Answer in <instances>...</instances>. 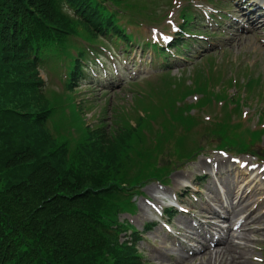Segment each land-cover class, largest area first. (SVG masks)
<instances>
[{"label": "trees", "instance_id": "1", "mask_svg": "<svg viewBox=\"0 0 264 264\" xmlns=\"http://www.w3.org/2000/svg\"><path fill=\"white\" fill-rule=\"evenodd\" d=\"M128 2L0 0V264H144L135 246L120 241L118 214L132 207L136 189L160 175L152 162H160L164 142L175 135L161 140L155 131L152 141L145 130L153 129L149 119L163 107L174 112L162 128H190L193 119L177 115L176 98L168 93L157 95L159 105L144 107L156 109V117L133 114L118 121L116 131L103 124L85 128L66 114V107L75 110L72 97L85 63V52L71 38L128 44L132 37L119 20ZM51 59L68 62L61 97L46 91L40 77ZM61 114L69 118L65 131L57 121ZM71 126L80 131L78 139L66 135ZM218 127L222 136L231 128L227 122ZM224 140L242 150L257 143Z\"/></svg>", "mask_w": 264, "mask_h": 264}, {"label": "rangeland", "instance_id": "2", "mask_svg": "<svg viewBox=\"0 0 264 264\" xmlns=\"http://www.w3.org/2000/svg\"><path fill=\"white\" fill-rule=\"evenodd\" d=\"M151 1L153 2L154 0H131V2H128L125 6H123V8L130 11H141L145 9H140L138 7L145 6L146 4H148V6H151ZM166 1L167 0H156L157 4H159L158 8L160 9V12L158 17L161 18L160 20H157L156 23H150L148 20H145L143 16L137 15L138 18L136 17V19H134L133 21L134 23L132 25H129L130 32H132L135 36L139 35L141 38L147 39L151 37V26H162L163 29H159L166 31L169 30L170 26L165 25L166 19L163 18V16H165V14H167L170 10V7L166 3ZM172 1L174 3V0L168 2L172 3ZM175 1L176 7L173 9V11H175V13L178 12L179 15L181 7L183 5H187V2L190 0ZM225 1H227L226 6H221L220 4L215 5L221 9H230L232 12H235L237 14L241 13L240 9L236 6V2L232 0ZM136 2L138 7L136 6V4H134ZM230 2L231 4H229ZM208 3L210 2H207L205 0H194L191 5L193 10L195 7H197V10L200 14L199 6L207 5ZM177 20L180 21L179 18H177ZM217 20H220V18L217 17ZM262 20L264 21L263 18ZM122 22L125 23L126 20L122 19ZM140 22H143V26L139 25ZM191 23L192 21L190 20V25H192ZM206 23L207 21L205 20L204 24L206 25ZM224 29L221 27L217 28L215 26L210 30L216 32L215 34H213L210 33L205 26L204 29H202V32L198 34H204L206 36L210 35V39L208 40L210 43L209 46L208 41L206 43L195 42L189 52H183L186 55V59H188L187 62H182V60L180 59L170 60V62H168L170 65L172 76L175 77V79H185L187 82L186 87L182 88L181 90L183 95L185 96V99L189 102H192L195 101L196 97L199 98V100H197L195 103H190V114L193 113L196 116V125H199L194 129V132L197 133L196 136L199 138V141L202 145H204L207 140L211 139L208 133H206V129L209 127H218V125H220L221 119H224L226 117L225 113L222 111V104L227 102V100L217 98V94L224 90L222 89V85L216 84L213 87V90L215 92H211V86L213 83L212 80H207L205 77L193 79L196 65L205 61L203 60L204 55L200 56L203 49L206 48L209 51L208 55H211L221 65H225V62L227 61L229 67H231L234 63L251 67L253 78L260 75L263 78L262 83L264 87V41H262L261 39L263 37L258 35L259 38H245L243 40L239 39L237 41H233L234 33H229V31L225 33ZM198 30H200V28H198ZM141 47L142 45L133 46L132 50H130L129 56L126 58L124 57V54H120V48L118 45L114 47L115 50L119 52L117 54V52L114 51V54L122 59L119 63L121 72V75L119 76L109 74L108 77H105L104 75H99L98 77H96L92 74L93 78L90 79L91 70L87 71L89 77L87 81L83 82L81 86H79L80 92L77 96V101H87L85 103L86 109L82 112V114L86 118L88 124H95L98 121H103L108 126H115L114 121L118 116L119 122H125L126 115H131L127 113L126 109L128 108L130 112L134 111V93L137 91V89L140 88H134L133 85L129 84L131 75H135L134 77L138 78L137 80L141 84V87L142 83L145 80H150V78L154 80L158 77L159 74L157 72V68L158 64H162V59H160L158 56L153 57L154 53L151 49L141 50ZM97 52L101 54V49L98 48ZM95 58V56L93 57L92 55H90L88 57V62H91L92 65L95 66ZM202 66H204V64H202ZM109 67L111 71L114 70L113 62ZM242 75L245 74L241 72V75H239L238 73H236V70H234V72H228L227 78H236V80L240 82L242 78H245L242 77ZM41 76L43 80L49 82L47 86V88H50L49 92H51L52 90L56 91L59 94L62 92V84L66 79V71L63 66V62H55V60L50 61L49 63H47L46 68L42 71ZM247 81L248 80L246 79V83ZM225 85H227V83H225ZM237 88L238 86H234L231 89L229 88L227 90V93L234 94ZM246 90L247 85H244L241 93L245 98V101H249V104H247L244 109H249L251 112L248 115V122L245 121L244 123L251 130L261 129L264 126L260 122H258V113H256L255 111L263 109L261 111L264 112V88L262 90V95L260 94L261 97H259L256 93L258 90L257 88L255 92L248 93V95ZM57 96L61 97V94ZM49 98L51 99L53 104L56 103L55 100L57 99H54L53 96L50 95ZM231 103L232 106H234L236 104V101L233 99ZM115 111H117V114L114 117ZM151 113L153 114V117H156L158 115V111H156V109L146 111L147 115ZM68 119L69 118L64 114H61L57 117V121L63 123L62 131H65L68 128ZM239 119L240 118H238L237 116L236 120L230 121V124L232 126H236L237 120ZM154 125L157 127V124ZM178 129L179 128H177L175 124H171L168 126L165 125L161 131V140H164V138L172 132H177ZM242 129L238 130V132L240 133V138H237V140H243L245 137V135L242 133ZM228 134L234 135V137L237 136L236 130L228 131ZM203 136H205L206 140L201 139ZM188 142L189 140H187V143ZM213 146L207 145L204 153L198 155L194 162L185 165V167H182V164L179 162V158L175 153V141L173 142V145L170 144L164 154L161 155L159 159L160 162H152L153 168H155V170H158V174L160 173V175H157L158 177H161L163 172H168L169 169L173 168V173L170 176L171 180L167 183L168 187H163L159 183L149 182V184L142 191L143 195L140 196L138 194L134 198L138 206L136 214H124L122 215L121 219L128 220L136 228L142 231L146 223L154 220V215L151 213L153 211L147 207V202L154 203L157 199L156 196L160 197V195H157L158 190L166 191L172 194L177 191L184 192V186L186 184L185 181H189L188 183L193 188L187 193L194 192L192 194H197V197L196 199H190L188 196H185L183 198V201L187 207L193 208L196 216L202 217L201 215H206L205 207L208 206V203L219 209L216 205L217 203L212 199L211 190L215 189L216 191H218L226 201L228 200L227 188L230 186L232 187V185L236 181V178L239 179L240 184H243L248 176L242 175V172L238 170L239 165H231L230 161L228 160L222 161L224 163L222 164L221 162L220 165L215 164L213 169V164H209L208 161L214 158V156H221L220 154H217L213 151ZM260 149H264V137ZM133 153L135 154V152ZM233 155L237 154L233 153ZM239 158L242 161H255L253 158L246 155H241L239 156ZM243 170L245 171L246 169ZM154 173L156 172L154 171ZM205 173L207 174V178L200 183V187H202V189L199 191L200 193H195L197 189L193 187V184H191V182H200L199 180H195V178L199 179V177H203L204 175H206ZM261 177H264V172L261 174ZM260 187L264 188V184L258 186L261 194H259L258 197H255L254 200L257 203L262 202L264 204V190ZM248 188L249 190L252 188L251 184L246 187V190H248ZM257 203H253L250 208L256 210L255 207L257 206ZM163 205L164 203L163 201H161L160 206ZM257 209H259L258 215H261L264 211V205L258 207ZM180 218V216H176L173 219V223L178 224ZM261 228L264 229L263 226H261ZM262 232H264V230L260 231L259 234L253 235V241L250 245L253 253L251 259H247L249 261L248 264H264V234H260ZM166 235L167 232H165L160 225H157L151 232L145 234L143 241L139 245V248L144 253L147 262H149L150 264H200V256H196L195 258L189 257V249L192 248L191 246H197V244L184 243L186 244L187 253H181L175 245V238L177 237L170 238L171 240H169L167 239ZM194 237H196V235ZM182 239L183 237H181V242ZM236 242L240 243L241 241L236 240ZM181 254L185 257H188V259H186V261L180 259Z\"/></svg>", "mask_w": 264, "mask_h": 264}, {"label": "bare ground", "instance_id": "3", "mask_svg": "<svg viewBox=\"0 0 264 264\" xmlns=\"http://www.w3.org/2000/svg\"><path fill=\"white\" fill-rule=\"evenodd\" d=\"M262 2L263 1H261V3ZM260 21V17H248L247 19V22L252 25L259 23ZM263 30L264 26L262 28L255 29L254 27L252 29L253 33L256 35L261 34ZM237 38L242 39L247 37L245 35H237ZM258 177L259 176H256L255 179ZM235 180L236 181L232 187L230 186L227 188L228 200L226 201L218 191L215 189L211 190L213 201L219 205V207L223 210V214L225 215L222 216L219 211H217V209L213 208L211 205L208 206L207 213L214 216H220V218H222L224 221L231 223V228H222L218 223H215L211 226L210 232L208 231L206 234L200 236L197 239L198 245H200L201 248H193L192 256H200V264H248V260L251 259L253 253L250 246L253 241V235L259 234L260 231L264 230L261 228V226L264 227V211L261 215H258L259 209L254 210L250 208L253 203H257L254 199L259 194H261V191L257 188H254L251 190V192H247L246 187L248 182L240 184L238 178ZM159 203L160 200H157L156 204ZM261 206H263V203L259 202L255 208ZM246 213V217L240 221L236 220L234 222V219H237ZM187 228L190 227L187 225ZM214 232L221 234L222 237L216 240L215 246L211 248L208 245V241ZM260 234H264V232ZM236 240H240L241 242L238 243ZM181 250H183V248ZM181 256L182 259H187L182 254Z\"/></svg>", "mask_w": 264, "mask_h": 264}]
</instances>
